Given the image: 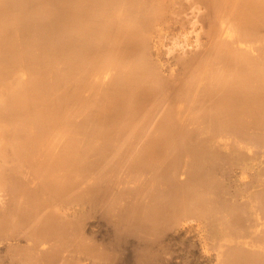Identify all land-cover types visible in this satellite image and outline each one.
I'll list each match as a JSON object with an SVG mask.
<instances>
[{
    "label": "bare ground",
    "instance_id": "bare-ground-1",
    "mask_svg": "<svg viewBox=\"0 0 264 264\" xmlns=\"http://www.w3.org/2000/svg\"><path fill=\"white\" fill-rule=\"evenodd\" d=\"M0 264H264V0H0Z\"/></svg>",
    "mask_w": 264,
    "mask_h": 264
}]
</instances>
